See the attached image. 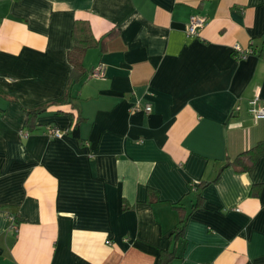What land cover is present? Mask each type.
<instances>
[{
  "label": "crops",
  "instance_id": "0c3cea01",
  "mask_svg": "<svg viewBox=\"0 0 264 264\" xmlns=\"http://www.w3.org/2000/svg\"><path fill=\"white\" fill-rule=\"evenodd\" d=\"M76 21L99 43L53 105ZM263 43L264 0H0V264H264V154L227 166L264 141L234 49Z\"/></svg>",
  "mask_w": 264,
  "mask_h": 264
},
{
  "label": "trees",
  "instance_id": "16d2710c",
  "mask_svg": "<svg viewBox=\"0 0 264 264\" xmlns=\"http://www.w3.org/2000/svg\"><path fill=\"white\" fill-rule=\"evenodd\" d=\"M71 39L73 42L72 49L67 54V61L71 67V76L69 79V86L61 100L53 103V105L65 103L70 100V87L80 82L85 76L83 60L84 54L86 51L94 49L98 45V41L93 37L90 26L86 21H76L71 29ZM109 35V34H108ZM249 54L257 55L258 57H264V43L260 50L256 51L254 49L249 50ZM240 59L239 57H237ZM46 108H42L39 110H28L25 111L26 121L29 122V119L34 115H37ZM78 122H74L71 128L68 130L67 135H71L73 137L78 136ZM49 128V126H46ZM28 133V132H26ZM264 154V141L259 142L253 148L241 153L237 158L233 161L229 162L227 166H232L237 172H246L252 163L261 155ZM15 220V218H13ZM12 221V219H11ZM16 221V220H15ZM185 225L184 221H179L178 225L173 229L170 240L171 242H176L178 239L182 238L184 233ZM174 251L163 252L162 253V264H169L173 259Z\"/></svg>",
  "mask_w": 264,
  "mask_h": 264
},
{
  "label": "built area",
  "instance_id": "2783aa9c",
  "mask_svg": "<svg viewBox=\"0 0 264 264\" xmlns=\"http://www.w3.org/2000/svg\"><path fill=\"white\" fill-rule=\"evenodd\" d=\"M206 20L202 19V18H198L195 16H192L189 18L188 24H187V28H186V34L190 37H194L198 35V31L205 25ZM235 51L237 53V56L240 59L245 58L247 55H249V51H244L242 52L237 46H235ZM92 77L94 78H99L101 77V71L99 69H96L93 71ZM257 98L255 100H253L252 102L249 103V108H248V113L250 115L253 116L254 119H261L264 118V105L261 106H257ZM133 111H138L139 108L138 107H134L132 109ZM143 111L148 114L151 111V108L149 105H146L143 108ZM23 134V133H22ZM47 134L49 135V137L51 138H55V139H59L63 136L64 133H61L58 129L56 128H49L47 131ZM23 136L27 137L28 134H23Z\"/></svg>",
  "mask_w": 264,
  "mask_h": 264
}]
</instances>
